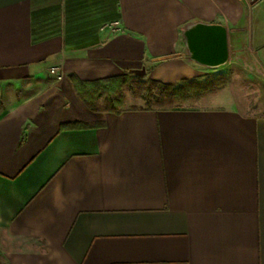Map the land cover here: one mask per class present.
Segmentation results:
<instances>
[{"label":"crops","instance_id":"1","mask_svg":"<svg viewBox=\"0 0 264 264\" xmlns=\"http://www.w3.org/2000/svg\"><path fill=\"white\" fill-rule=\"evenodd\" d=\"M197 23L226 62L191 57ZM244 53L167 108L94 110L71 78L178 83ZM262 92L264 0H0V264H264Z\"/></svg>","mask_w":264,"mask_h":264},{"label":"trees","instance_id":"2","mask_svg":"<svg viewBox=\"0 0 264 264\" xmlns=\"http://www.w3.org/2000/svg\"><path fill=\"white\" fill-rule=\"evenodd\" d=\"M71 78L76 85L78 93L94 110L101 107L100 98H103V108L105 110L120 112L124 108V85L127 84L129 88H133V81L131 77H128L127 75H114L94 80H80L74 74H71ZM142 82L137 81L136 87L133 88V92L136 96L144 100V105L147 108H167L171 107L176 101L197 99L208 93L203 87L204 82L201 77L183 78L178 83H167L148 79L146 84L150 90L147 91L143 89ZM153 86L158 87L159 93L156 95L158 97L152 101L151 88ZM196 87L200 88L201 92L199 91L197 94L193 95L191 90ZM148 91L150 94L147 95ZM91 126L93 125L85 122L69 121L62 123L60 129H79ZM22 139H24V135Z\"/></svg>","mask_w":264,"mask_h":264},{"label":"water","instance_id":"3","mask_svg":"<svg viewBox=\"0 0 264 264\" xmlns=\"http://www.w3.org/2000/svg\"><path fill=\"white\" fill-rule=\"evenodd\" d=\"M191 57L209 66L228 60L227 32L221 24L197 23L186 31Z\"/></svg>","mask_w":264,"mask_h":264},{"label":"rangeland","instance_id":"4","mask_svg":"<svg viewBox=\"0 0 264 264\" xmlns=\"http://www.w3.org/2000/svg\"><path fill=\"white\" fill-rule=\"evenodd\" d=\"M245 53L243 54V57L238 58V59H234L235 63H232L231 65H229V67H227L226 69L223 70H218L216 69L215 72H211V73H206L200 76H195L192 78H197V77H201V79H203V87L206 89V91H208V93L212 92V91H216L219 88H221L225 83L228 77H233L234 73L236 70H240V71H245L247 68V65L245 63H248L249 59L247 60V58H245ZM212 74V75H211ZM128 76V75H127ZM131 77L132 79V85L133 88L136 87L137 81L138 82H142L143 80H139L137 77L135 76H128ZM148 80V79H147ZM147 80H144L141 84H143V89L145 91L150 90V88H148ZM248 80H251V78H248ZM133 88H129L126 85H124V89H123V96H124V106L126 105L125 103V98H128V102H139L141 104H145L144 100L141 99L140 97L136 96L133 92ZM151 93H152V101L155 100L158 96L157 93H159V89L158 87L153 86L151 88ZM201 89L200 88H193L191 90V93L193 95L197 94ZM201 92V91H200ZM150 94L149 91L147 93V95ZM1 95V94H0ZM3 95V94H2ZM261 100L264 101V92H262L261 94ZM188 100H193V99H186V100H182V101H176L173 103L172 106L176 105V104H180L184 101H188ZM100 104H104V100L103 98H100ZM157 106V105H155ZM171 106V107H172Z\"/></svg>","mask_w":264,"mask_h":264},{"label":"built area","instance_id":"5","mask_svg":"<svg viewBox=\"0 0 264 264\" xmlns=\"http://www.w3.org/2000/svg\"><path fill=\"white\" fill-rule=\"evenodd\" d=\"M50 72L52 74H55L58 79L62 77V75L59 73V71L54 66L50 68Z\"/></svg>","mask_w":264,"mask_h":264}]
</instances>
